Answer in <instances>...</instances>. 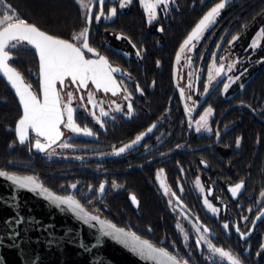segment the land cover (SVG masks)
Wrapping results in <instances>:
<instances>
[{"label": "trees", "instance_id": "trees-1", "mask_svg": "<svg viewBox=\"0 0 264 264\" xmlns=\"http://www.w3.org/2000/svg\"><path fill=\"white\" fill-rule=\"evenodd\" d=\"M7 2L13 5L20 18L36 25L50 35L70 40L73 35L79 34L84 29L83 11L76 0H7ZM218 2L219 0H202L199 14L193 21L191 19L197 13L189 11L188 5H184L181 12L183 15L182 24H178L177 19L174 21L175 29L172 32L166 31V34L163 35V46H159L156 42H150L147 45L140 61L141 66L132 70V74L144 90L146 100H141L142 103L138 107L139 113L135 123L123 120L120 124H116L114 129L111 128L109 137L114 136L112 141L116 138L122 141L132 139L147 126L160 121L162 118L165 119V124H161L160 129L165 125H170L165 133L168 143L182 142L187 137H191L190 142L192 144L207 143L213 138V136L193 137L191 134H187L184 111L181 101L176 96L172 66L176 51L189 28ZM262 27H264V0H229L216 18V22L207 30L211 37L210 35L205 37L200 50L207 48V53L210 55L217 49L218 58L230 47L229 41H232L233 36L238 37L232 41L234 46L239 40H242L245 46L250 43L255 32ZM261 40V46L254 54L256 58L258 56L264 57V35H261ZM10 52L14 59L9 63L21 73L26 82L31 84L29 80L33 79V75L29 72L36 73L38 68L34 50L23 45L14 50L10 49ZM244 53L245 51L239 55ZM219 92L218 87L211 89L206 101L207 103L212 102V106L218 111V114H222L225 113L229 100L218 95ZM172 93H175V96L170 99ZM235 94L234 97L240 96L250 104L254 99H264V63L260 62L256 68L250 71L246 77L244 88L239 89ZM233 111L234 108L228 110L222 118L221 115L217 114V117H220L215 122L221 123L220 130L232 123H236V125L222 133L215 146L200 149L199 153L202 161L206 162L214 172L212 181L215 191L221 190L230 201V208L226 212L227 217L232 218L229 214L236 216L237 226L241 232H247L248 236L245 239H241L239 233L236 232L233 226L235 225L233 218L232 222L229 223L228 230H225L221 224L222 217L217 219L204 212L200 196L190 184L192 175L188 174L187 170L184 174V185L178 182L179 169L175 165L167 168L168 174L166 175L174 190H177L178 185L183 186L185 193L181 195L182 200L191 208L204 226L216 233L219 245L230 249L242 264H264V250L261 249L264 221L254 220L259 207L255 206L256 198L264 191V133L261 131V125L255 119H251L246 114L232 116ZM20 114L16 98L0 77V169H6L9 160L29 159L27 151L23 150L22 146L17 143L13 132L7 130L8 127L14 126ZM87 125L91 126L88 122ZM238 137L241 138L239 147L236 145ZM68 140L76 146L75 149L80 153L84 152L81 151V148L93 147L97 143L96 140L83 137L71 136ZM176 157L179 155L176 154ZM186 157L189 156L185 154L183 159L185 160ZM70 163L71 166H74V162L70 161ZM51 164L44 158H37L31 164L33 167L45 171L44 179L37 177L39 181L45 187L59 193H66L71 188L70 186L75 183L78 190L74 197L86 206L84 198L87 196V188L91 186L95 189L99 185L94 169L91 166L88 169L75 167L74 172L50 177L49 172L54 169V166L50 169ZM65 166L67 164L57 162L56 168ZM94 166L96 165L94 164ZM118 179L116 183L119 185L118 192L107 198L108 213L100 211L97 207L92 209L114 224L132 230L137 235L170 250L182 260H188L191 264H208V258L197 256L196 251H193L194 255L190 258L185 257L183 253L188 251L189 247L187 246L174 245L170 239L167 240V243L159 241L163 235L169 238L176 236L175 220L174 216L165 209L162 200L156 198L153 192L155 189L151 187L150 183L138 176L130 180V178L123 177V174ZM237 182H242L244 188L237 200H233L227 194L225 185ZM61 184H63V191L57 190L55 187ZM129 191H132L138 200L137 206L130 203L126 196ZM124 192V198L116 197ZM92 193L93 195L89 196V200L96 198L95 191ZM251 195L252 198L249 200L248 196ZM243 201L244 203L249 202L248 204L253 206L250 212H247V205H244ZM117 217H119L118 221L116 220ZM244 217L247 219L245 220ZM119 219L122 222H119ZM194 257H197L196 260H192Z\"/></svg>", "mask_w": 264, "mask_h": 264}, {"label": "flooded vegetation", "instance_id": "flooded-vegetation-1", "mask_svg": "<svg viewBox=\"0 0 264 264\" xmlns=\"http://www.w3.org/2000/svg\"><path fill=\"white\" fill-rule=\"evenodd\" d=\"M87 3V6H91L94 0H84ZM229 1V0H228ZM77 2V0H76ZM202 3V0H174L173 3H170L167 10H164L161 6L160 9L157 10V19L153 20L151 23H148V16L145 11V8L140 4L139 0H133V3L123 9L119 8V0H105L104 4V13L108 15V9L112 7L117 8V15L112 17L111 19H104L101 18L100 21H96L94 19L95 15L99 14L100 6L98 0L96 1L93 9V20L90 25V32H89V46L94 48L96 52L100 55L105 56L108 59L109 64L116 68L120 69L119 72L113 73L117 83L120 85L119 90L117 91L116 95H113L112 92L105 93L102 89L97 90L95 85L92 84L91 81L88 82V87L83 88L79 87L78 83H72L71 79L66 78L64 81V85L57 84L56 88L57 91L60 93L61 98V107L63 108L64 105L68 103V93H72V101L71 106L75 109L74 112V119L75 122L80 127H88L90 128L94 135L92 136H83V135H73L67 128L61 125V130L63 131L64 135L61 137L60 141L53 145L51 149L47 152H35L33 150V143L35 142L36 137L34 134L29 133V141L25 144L21 145L23 150L27 151V155L29 159H21V160H9L8 166L6 167V171L23 174V175H33L40 178H45L44 175L45 171L43 169H37L33 167L31 164L37 158H44L47 162H51L50 169L54 166V169L49 172L50 177L53 175H63L68 174L70 172H74L75 167H81L88 169L90 166L94 169L95 175H97V180L100 183H105V191L104 193L98 192V186L93 189L92 187L87 188V196L84 198V202L87 207L95 208L97 207L100 211L107 212L108 205L106 204L108 196H114L118 192V187L113 188L112 182L119 180V176L123 174L125 178H134L138 176L144 181H147L151 184V187L155 189L154 195L156 198L161 199L164 203L165 209L174 216V229L176 236L167 237L166 235L159 240L161 243H167V240L170 239L174 245H183L189 247L186 253H183L185 257L190 258L194 255L193 251H196L197 256L200 257H210L211 254L206 252L203 245L201 244L199 247L196 245L195 234L193 231L197 227L200 229L208 228L204 226L198 217L193 213L190 207L186 205V203L182 200L181 195L185 193L183 186L184 185V174L185 170L188 171V174L192 175V182L190 183L193 189L199 194L201 206L206 212V214L215 217L217 219L223 218L221 221L222 227L225 223L229 225L232 222V218L235 221L234 228L237 226V218L234 214H229L232 218L227 217L226 212L230 208V201L228 198L224 196V193L220 190L218 192L215 191V187L213 185V176L214 172L210 166L207 165L206 162L202 161L200 158L199 150L203 148H207L210 146H215L222 133L226 130L230 129L236 123H232L229 126L222 127L221 130L219 129L221 123L215 122L218 120L220 116L217 117L218 111L212 106V102L207 103L206 98L208 92L213 89H219L218 95L222 98L229 100V103L225 109V113L232 108L234 111L231 113L232 116L246 114L251 119H255L261 125V131L264 133V99L260 100L259 98L254 99L251 101V104L247 102L244 98L240 96L234 97L239 89L242 90L245 85L246 77L250 73V71L258 66V64L264 60V57L258 56L257 58L254 56L257 53V50L261 46L262 40L261 35L260 39L258 40V46L253 49L250 47L253 39L256 35L259 34V30L255 32L252 40L248 45L242 43V40L237 42V45L234 46L233 42L230 44V47L224 51L218 58V50L215 49L213 53H215V59L213 58V53L208 54L207 48L201 49V45L205 37L210 35L207 30L205 31L204 35L201 37L199 41H193L192 43L195 44V47L192 48L191 45L188 47L191 48V51L188 48H185V51L181 53V58L177 61L176 64V76L174 77V62L176 54L187 38V36L191 33L192 29L195 25L199 22V20L210 10V8L198 18V21L189 28L188 33L181 41L176 54L173 59V82L175 85L176 96L181 101L182 109L184 111L185 122L187 127V134H191V136H207L213 138L209 142H200L197 144H192L190 142L191 137H187L185 141L177 142V143H168L166 142L165 133L167 132L169 126L159 128L161 124H165V119L162 118L160 121L153 122L149 126L156 124L152 132L143 138L138 144H134L130 150L124 152L120 156L111 155L114 149H118L119 147H123L124 145L130 143L131 141L135 140V138L142 134L144 131L148 129L149 126L146 127L141 133L136 135L134 138L122 141L119 138H116L114 141L112 139L114 136L109 137V132L111 128L114 129L116 124H120L123 120L127 122H134L139 113V105L142 99H145L144 90L140 87L137 80L135 79L134 75L132 74V70L137 67L141 66L140 61L143 58V53L149 45L150 42H156L159 46H163L164 37L163 35L166 34V31L172 32L175 29L174 21L177 19L178 24H182L183 15L181 14L184 5H188V10L197 13L194 15L192 21L198 16L199 14V7ZM79 4V3H78ZM80 6V5H79ZM214 6V5H213ZM212 6V7H213ZM81 7V6H80ZM82 9V8H81ZM86 13L84 14V28H88V24L86 23V16H87V8L85 9ZM190 18V17H189ZM163 28V31L159 29ZM78 35V34H76ZM120 36V39L117 37ZM73 37V36H72ZM211 37V35H210ZM69 42L76 43L77 46L80 45L81 41H74L72 38ZM135 45V47H133ZM236 49V50H234ZM139 51L140 55L136 53ZM245 53L239 55V53ZM239 52V53H238ZM85 58L86 59H97L98 57L93 55L92 53L87 52L84 50ZM127 54V55H125ZM225 59L227 65L230 63L233 64L232 61H238L235 66L232 68L231 71L228 70V73L237 74L240 72L241 76L238 80H236L231 89L229 90L228 94L223 95L221 94V87L222 81L218 82L215 86L208 89L207 92L204 91V80L206 78V72L209 64L214 61L217 64H220V60ZM233 59V60H232ZM38 61V59H37ZM189 62L191 63V67L194 71L199 69V75L197 78H194V84L196 87V94L193 95L194 99L196 100L194 108L188 105L187 101V94L192 93L193 91L189 89L187 83L189 82V78H187L183 72L185 71L184 64L188 65ZM245 69L247 71H245ZM242 71V72H241ZM33 75V79H30L28 84L32 86V90L35 94L40 97V86H39V62L37 72H29ZM243 73V75H241ZM243 85V87H241ZM137 86H139L140 91H137ZM220 86V88H219ZM9 88V87H8ZM126 89V91H125ZM181 89H183L184 95L181 96ZM92 93L94 100L99 105L96 108H93L92 105L88 104V94ZM131 94L130 100H126L125 96ZM175 96V93H172L170 99ZM216 97V95H214ZM83 98V99H81ZM146 100V99H145ZM128 103L132 104L133 110L129 114L127 111ZM191 103V102H190ZM117 105H120L121 111L117 112L114 111ZM85 107L88 110L94 111L97 116H99V109L103 107L105 111L109 112L108 117H101V120L104 123V126L101 127L99 124L95 122V119L85 111ZM211 107L213 109L212 115L208 120V127L211 131L207 132H197L190 123V118L196 119L205 108ZM20 108V107H19ZM21 113V109H20ZM225 113L218 114L221 115V118L224 116ZM21 116V114H20ZM20 118V117H19ZM18 118V119H19ZM64 118L66 121V116L64 114ZM78 118V119H77ZM220 118V119H221ZM17 119V120H18ZM17 122V121H16ZM15 122V124H16ZM90 124L91 126L87 125ZM14 124V126H15ZM13 127H8L7 130L12 131ZM220 130V131H219ZM133 132V131H132ZM219 132L220 135L217 136L216 133ZM14 134V133H13ZM15 136V135H14ZM83 137L91 140H96L97 143L93 147L88 148H81L82 153L77 152L78 150L75 149V145L69 142L70 137ZM109 138V140H107ZM16 139V137H15ZM41 139L42 142L43 139ZM17 141V140H16ZM69 143L72 144V148L62 149L59 147L60 143ZM18 143V142H17ZM55 150L54 154H50ZM176 154L179 157H176ZM188 155L185 160L183 159L184 155ZM76 157H81V159H77ZM65 161V162H62ZM71 162H74V166H71ZM57 162L67 164L65 167L56 168ZM68 164H70L68 166ZM94 164L96 166H94ZM178 167L179 177H177L178 182L181 185L177 186V190H174L172 186L168 182L167 178V168ZM186 165V168L184 169ZM201 165V166H200ZM163 170L161 173L160 170ZM160 173V178L157 179V174ZM129 176V177H128ZM199 178L200 183L205 186V191L208 195V198L212 200L215 204H220L222 207V211L218 216H214L206 211L204 205L202 203V195L197 190L196 180ZM182 180V181H181ZM161 182H163L169 192L167 195L164 193V189L161 187ZM242 183V182H237ZM237 183L225 185L226 192L233 200H237V197L243 192V188L238 192V194L233 197L232 193L229 191L231 187H234ZM118 185V184H117ZM57 190L63 191V184L59 186H55ZM48 188V187H47ZM51 189V188H49ZM72 188H70L66 193H60L69 195V192ZM53 190V189H52ZM54 191V190H53ZM93 191H95L96 198L90 199L89 196L93 195ZM56 192V191H55ZM59 193V192H58ZM128 193V192H127ZM175 193V195H173ZM130 201L131 196H133L132 191H129L128 195H126ZM99 197V198H98ZM116 197L124 198L125 192L119 194ZM178 198V199H177ZM251 196H248L250 200ZM137 200V199H136ZM171 201V203H170ZM138 202V200H137ZM139 203V202H138ZM249 202L244 203L246 206L247 212H250L253 209L252 205L248 204ZM133 204V203H132ZM134 205V204H133ZM137 206V205H134ZM255 206L258 207V213L255 216V221H264V218L256 219V217L260 216L262 212H264V198L260 195L256 198ZM254 206V207H255ZM183 215H186L189 218L187 221ZM227 217V218H225ZM118 218L116 220L118 221ZM125 220V219H124ZM132 221V220H131ZM119 222L122 220L119 219ZM179 223L184 231L181 232L177 229L176 225ZM121 227V226H120ZM123 228V227H122ZM126 229V228H125ZM208 235L210 239L214 242L215 245L222 247L217 243V236L216 233L208 228ZM228 230V229H227ZM132 231V230H131ZM185 234H187L188 239L185 240ZM246 237L247 232H245ZM262 237H264V233H262ZM262 244V238H261ZM226 251L230 252L234 255L238 260H240L236 254H234L230 249H226L222 247ZM166 249V248H165ZM262 249V248H261ZM167 251L171 252L170 250L166 249ZM172 253V252H171ZM174 254V253H172ZM175 255V254H174ZM197 257H194L192 260H196ZM241 262V261H240Z\"/></svg>", "mask_w": 264, "mask_h": 264}, {"label": "snow or ice", "instance_id": "snow-or-ice-1", "mask_svg": "<svg viewBox=\"0 0 264 264\" xmlns=\"http://www.w3.org/2000/svg\"><path fill=\"white\" fill-rule=\"evenodd\" d=\"M98 2L100 12L94 17L97 22L100 21L102 17L104 19H111L117 15L116 7L108 9V15H105V0H98ZM139 2L145 8L148 16V23H151L153 20L157 19V10L160 9L161 6L164 10H167L170 3H173L174 0H139ZM77 3H81L82 6L87 7L86 23L91 24L93 20L92 8L83 5L82 0H77ZM132 3L133 0H119V8L123 9ZM227 3L228 0H219V2L211 7L210 10L199 20L181 45L180 51L176 56L177 61L180 60L181 53L185 51V48H188V50L191 51V48L188 46L191 45L192 48L195 47V44L192 42L201 39L205 31L216 22V18L220 15L221 10L226 7ZM159 30L163 31V28H160ZM88 33L89 29L85 27L78 35H73L72 39L74 41H81L80 45L77 46L76 43L57 38L54 35L42 31L36 25L28 23L25 19L19 17L11 3H8L7 0H0V74L3 75L8 84L11 85L12 89L15 90V94L19 98V103L22 106V116L15 125V134L18 138L19 144L23 145L29 141V131L31 130V132L35 133V136L38 137L35 139V142L31 147H34L40 152H47L52 148V145L56 144L64 135L61 131V125L76 135H94L90 128H82L75 122V109L71 106L72 93H68V103L62 108L60 93L56 88L57 82H59L60 85H63L65 78H70L72 83H78V86L83 88H87L88 82L91 81L97 90L102 89L105 93L112 92L113 95H116L119 90L120 85L117 83L113 73L119 72L120 69L113 68L105 56L100 55L94 48L89 46ZM259 35H264V27L259 30ZM120 38V36L117 37V39ZM236 39H238L237 36L232 37V41H235ZM232 41H229V43H232ZM258 43L259 41L254 38L250 47L255 49L258 46ZM23 45L31 46L39 58V86L43 94V102H41L37 95L32 91V86L30 84H25L24 77L21 73L9 63L14 59L10 49L14 50ZM133 47H135V45H133ZM217 47H219V45H217ZM82 49H86L87 52L92 53L98 58L86 59ZM136 54L140 55L139 51ZM213 58L215 59V53H213ZM261 62L264 63V60ZM212 67L215 68V65L213 64ZM233 67L234 64H229V71H231ZM223 71L224 65L221 64L218 68H215V76H220ZM245 71L247 70L245 69ZM241 75H243V73H241ZM239 78V76L235 78L229 76V83H224V91L227 92L230 84ZM213 79L214 77L210 72L209 83L204 85L205 92L208 91V87ZM241 87H243V85H241ZM137 91H140L139 86H137ZM183 95V89H181V96ZM130 98L131 94L125 96L126 100H130ZM88 104L92 105L93 108L99 106L94 100L92 93L88 94ZM132 110V104L128 103V113L130 114ZM85 111L88 112V114L91 115L95 119V122L101 127L104 126L101 117L109 116V112L105 111L103 107H100L99 109V116H97L94 111L90 112L87 107H85ZM114 111H121L120 105H117ZM65 112L67 113L66 122L64 118ZM212 112L213 109L211 107L205 110L204 114L200 117V120L196 122L197 132L202 129L205 131H211L208 127V117L212 115ZM152 127H155V125ZM147 131L151 132L152 128L150 127ZM143 135L144 134L138 135L131 144H126L123 147L114 149L111 155L120 156L134 144L139 143L143 139ZM216 135L219 136L220 133L217 132ZM39 138H43L44 142ZM240 143L241 138L238 137L236 140L237 147H239ZM59 147L62 149H68L72 148L73 145L65 142L60 143ZM54 152L55 150L53 149V152L50 154H54ZM76 158L81 159V157ZM160 172L162 173L163 170L161 169ZM0 177H6L8 181H11L19 188H26L34 193H39V195L55 204L57 207L60 205L66 206L85 223H88L89 221L99 222L106 236H111L114 240L129 248L133 253L140 255L143 259L155 260L157 264H160L158 258L162 256L166 258V261L170 262V264H188V260L180 261L176 256L170 255L163 248H154L148 243V241L141 240L134 232H126L125 229L117 228L113 223L101 220L96 215H90L84 210L81 202L72 195H55L53 192L49 191L48 188L38 183L33 177L20 178L14 175H9L5 171H0ZM159 178L160 173L157 174V179ZM195 183L196 186L203 191L199 178H197ZM70 187L75 189L77 188V185L73 183ZM112 187L117 188L119 185L113 181ZM161 187L164 189L165 195H167L169 192L167 186L161 182ZM242 188L243 183H237L234 187H231L229 191L232 193L233 197H235ZM104 191L105 183H100L98 186V192L104 193ZM173 195H175V193H173ZM260 196L264 198V191L260 193ZM130 198L134 205H138L134 195ZM204 203L213 213L218 212V209L209 204L207 199H205ZM261 218H264V212L256 217V219ZM244 219L246 220L247 217H244ZM176 227L181 232L184 231L179 223H177ZM223 228L227 230L229 225L225 223ZM235 230L239 233L241 239L246 238L245 232H241L238 226L235 227ZM196 231L200 232V228H197ZM208 231V228H203V232L207 233ZM184 239H188L187 234H185ZM202 241L206 243L207 248L211 253L218 254L221 258H226L229 261V264H240V261L234 258L229 252L224 251L222 248L215 247L207 237L200 236L196 240L197 247L201 245ZM261 248L264 250V245H261Z\"/></svg>", "mask_w": 264, "mask_h": 264}, {"label": "water", "instance_id": "water-1", "mask_svg": "<svg viewBox=\"0 0 264 264\" xmlns=\"http://www.w3.org/2000/svg\"><path fill=\"white\" fill-rule=\"evenodd\" d=\"M96 1L94 0L90 6L92 13ZM90 25L88 24L89 32ZM28 47L31 48V46ZM82 50L84 51L86 49ZM37 59L39 62L38 56ZM176 64L177 59L175 57L174 77L176 76ZM0 77L16 98L22 116V106L19 103V98L15 94V90L12 89L2 74H0ZM24 82L28 84L25 80ZM38 98L43 102L41 89L40 97ZM153 125L156 126V124ZM153 125L149 126L148 129L151 127L153 130ZM11 130L16 137L15 126ZM147 130L142 133L144 134L143 138L152 132H148ZM29 133L35 135L31 130ZM16 140L19 143L17 137ZM131 143L132 141L128 144ZM33 150L40 152L34 147ZM0 171H5L9 175L20 178L33 177L38 183L42 184L33 175L12 173L3 169H0ZM49 191L55 195L67 196L55 192L52 189H49ZM81 205L90 215H96L101 220L113 223L105 219L94 209L84 206L82 203ZM116 227L122 228L118 225ZM125 231L134 232L128 229H125ZM139 237L141 240L148 241L154 248H163L146 238ZM163 249L167 251L165 248ZM167 252L170 255H174L169 251ZM177 258L183 261L179 257ZM158 259L160 260V264H170L162 256ZM0 264H157V262L155 260L141 258L140 255L133 253L129 248L114 240L111 236H106L99 222L89 221L85 223L66 206L60 205L57 207L39 195V193H34L26 188H19L11 181H8L6 177H0ZM188 264L191 263L188 262Z\"/></svg>", "mask_w": 264, "mask_h": 264}, {"label": "rangeland", "instance_id": "rangeland-1", "mask_svg": "<svg viewBox=\"0 0 264 264\" xmlns=\"http://www.w3.org/2000/svg\"><path fill=\"white\" fill-rule=\"evenodd\" d=\"M82 3H83V5H87V3H85L84 0H82ZM79 5L81 6V8H82V10L84 11V14H85V13H86V10H85V9H86L87 7L82 6L81 3H79ZM255 39L259 40V39H260V35H259V34L256 35ZM232 60H233V59H232ZM232 62H233V64H234V66H235V64H236L238 61L234 60V61H232ZM191 63H192V62H189L188 65H185L186 63L184 64V68H183V69H184L185 71L183 72V75H184V73H185V74H186L185 76H186L187 78H189V82L187 83V85H188L189 89L193 91L192 93L186 95V97H187V101H188V105L191 107V109H193V108H194V105H195V102H196V100H195L194 97H193V95L196 94V87H195V84H194V78H197V77H198V75H199V69L196 70V71H194V69L191 67ZM213 64L215 65V68H218L221 64L224 65V71H223V73H221L220 76H215V68L212 67ZM230 64H232V63H230ZM228 70H229V69H228V65H227V63L225 62V59H221V60H220V64H217L216 62L212 61V62L209 64L208 68H207L206 78H205V80H204V85L209 83V73L211 72L212 75H213V77H214V79H213L212 83L209 85L208 89L211 88V87H213V86H215L218 82L222 81V82H221V83H222L221 94H223V95L228 94L229 90L231 89L233 83H234L236 80H234V82H232V83L230 84V87L228 88L227 92L224 91V88H223L224 83H229V81H228V77H229V76L235 78V77H237V76L240 75V72L237 73V74H231V73H228ZM241 72H242V71H241ZM239 77H241V76H239ZM190 102H191V103H190ZM206 109H207V108H205V109L202 111V113H201L196 119L190 118V123H191L192 127H193L195 130H196V128H197V123H196V122L200 120V117L204 114V112H205ZM65 116H66V120H67V113H66V112H65ZM209 118H210V116L208 117V120H209ZM65 122H66V121H65ZM199 132H202V133H203V132H207V131H205V130L202 129V130L199 131ZM72 134H73V135H76V134H74V133H72ZM83 136H84V135H83ZM200 184H201V187L203 188V191H201V188H198V187H197V190H198L199 193L202 195V203H203V205H204V208L206 209V211H207L208 213H210V214H212V215H214V216H218V215L220 214V212L222 211V207H221V205H220V204H215V203H213L212 200H211L210 198H208V195H207V193H206V191H205V186H204L202 183H200ZM205 199H207L208 202H209V204H211L214 208L218 209V212L213 213V212L208 208V206L205 205V203H204ZM183 216H184V218H185L187 221H189V218H188L186 215H183ZM197 228H199V227H197ZM197 228H196V229H197ZM196 229H195V231H193L194 234H195V239H196V240H197L200 236H204V237H207V239L210 240L211 243H212L215 247L222 248V247L217 246V245L214 244V242L210 239V237H209V235H208V232H207V233L203 232V229H200V232H197ZM201 244L203 245V247H204V249L206 250V252H208L209 254H211V256L214 257L215 259H217L220 263H222V264H229V261H228L226 258H221L218 254H213V253H211V252L208 250L207 245H206V243H205L204 241H202ZM261 245H264V237H262V244H261ZM222 249H223V248H222ZM223 250L226 251L225 249H223ZM226 252H228V251H226ZM229 253H230V252H229ZM230 254H231V253H230ZM231 255H232V254H231ZM232 256H233L234 258H236L234 255H232ZM236 259H237V258H236ZM239 261H240V260H239ZM240 264H242V263L240 262Z\"/></svg>", "mask_w": 264, "mask_h": 264}, {"label": "built area", "instance_id": "built-area-1", "mask_svg": "<svg viewBox=\"0 0 264 264\" xmlns=\"http://www.w3.org/2000/svg\"><path fill=\"white\" fill-rule=\"evenodd\" d=\"M78 188L75 189H71L69 192V195H72L74 197L75 193L77 192ZM208 264H222L220 263L217 259H215L214 257L210 256L208 257Z\"/></svg>", "mask_w": 264, "mask_h": 264}]
</instances>
